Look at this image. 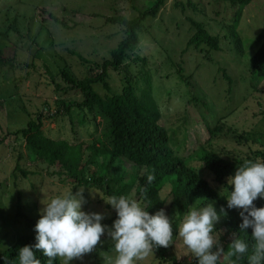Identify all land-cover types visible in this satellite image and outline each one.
<instances>
[{"label":"rangeland","instance_id":"1","mask_svg":"<svg viewBox=\"0 0 264 264\" xmlns=\"http://www.w3.org/2000/svg\"><path fill=\"white\" fill-rule=\"evenodd\" d=\"M150 1L152 3L154 0H17L14 3L20 22L16 30L13 27L0 30V50L5 54H11L14 50L19 53L20 61L24 62L30 74L16 81L14 87H10L11 91L10 88H3L5 81L0 76V252L23 232L24 223L15 214L17 207L11 194L21 191L24 199L29 200L28 195L33 197L38 209L56 192L63 194L70 187L67 179L59 181L62 175L50 173L57 170L54 165L31 159L23 143L15 139V134L8 132L24 126L28 119L26 114L30 113L34 118L39 114L44 136L54 140L64 139L70 144L88 141L89 135H86L84 125L79 120L80 114L64 112L63 106L56 108L54 104L58 98L66 103L81 98L79 89L73 86L76 76L79 77V67L77 69L74 64H78L70 61L72 57L67 49L95 60L108 56L109 49L115 46L112 35L118 32L112 23L107 22L108 17L132 19L139 11L146 9ZM190 1L195 5L192 6L194 9L186 6V0H164L153 18L145 17L131 57L116 70L107 69L110 89L105 91L101 86H95V89L102 95L115 92L119 88L120 72H125L127 77L134 80L131 73H137L136 67L137 70L139 66L146 68L142 71L151 73V95L158 109L163 116L170 117L168 121L175 117L172 120L175 122L170 124L174 129L171 136L175 144L169 142L170 145L177 150V154L187 155L183 160L185 165L209 181L213 175L200 160L203 151L211 149L228 160H245L250 152L264 151V81L255 88L249 86L246 60L233 53L228 39L224 37L226 32L223 25L230 23L236 7H224L221 0ZM34 4L56 9L61 5L87 17L73 29L71 33L75 40L71 39L70 42L67 38H60L62 28L55 26L54 35L60 43L56 44L58 42L47 27L34 19ZM180 4L185 6L184 9ZM200 8H203V12L199 11ZM188 19L201 20L210 32L218 35L220 50L203 51L185 46L184 42L193 32ZM263 24L264 0H250L240 10L235 31L241 40H252ZM3 25L6 22H0V26ZM16 95L25 104L23 109L14 111L18 107V101L14 100ZM88 133H91L90 129ZM188 133L195 139L194 149L184 148V138L186 140ZM16 166L27 170V175L23 176ZM88 193L90 198L82 210L104 214L101 223L113 218L107 224L111 228L117 213L105 202L108 196L99 189H92ZM127 197L135 199L134 190ZM209 202L214 204L213 200L209 199ZM165 213L172 223L178 218L175 211ZM183 215L173 226L174 244L163 247L162 256L158 254L159 247L155 248L152 255L136 261V264H197L192 260L193 256L187 254L178 236ZM37 216L40 218V211ZM111 241L106 230L101 243L78 263L109 264L116 253H108L104 248ZM59 261L63 264L61 259Z\"/></svg>","mask_w":264,"mask_h":264},{"label":"trees","instance_id":"2","mask_svg":"<svg viewBox=\"0 0 264 264\" xmlns=\"http://www.w3.org/2000/svg\"><path fill=\"white\" fill-rule=\"evenodd\" d=\"M16 1L1 0L0 22H6V25L0 26V30L10 27L16 30L20 22L17 18L19 15H16V10H14ZM163 1L154 0L152 3L150 1L146 9L139 11L132 19H125L121 16L108 17L107 22L112 23L118 29V32L112 35L115 46L109 49L108 56L95 60L72 49H67L72 57L70 61L72 63L75 61L78 65L74 64V66H77V69L79 67L80 73L77 70L79 77L76 76L73 86L79 89L81 98L72 103H66L62 98H58L54 104L56 108L63 106L64 112L80 114L79 120L84 125L86 135H89L88 141L70 144L64 139L48 138L42 133L40 115L36 114L34 118L30 113L26 114L28 119L25 120L24 126L8 133L15 134V139L23 143L31 159L46 161L48 165H54L57 170L55 172L52 170L50 173L62 175L60 182L67 179L70 184L69 190L73 193L84 187L83 195L86 202L90 198L88 191L92 189H99L108 197L113 195L127 197L130 191L134 190L135 200H139L143 204L141 206L150 214H155L160 209H164L167 213L175 211L178 214V220L190 208L198 207L202 203H210L209 199L213 200V206L220 216L219 221L214 225L213 235L223 247L222 258L220 257L218 264H248L247 256L251 254L254 244L251 237L252 229L248 228L247 232H241L240 210L228 209L226 196L231 186L227 184V180L229 176L234 175L236 168L245 160H264V151L250 152L245 160H228L211 149L203 151L200 160L213 175L212 179L207 181L184 164L183 160L187 155L177 154V150L170 145L169 142L175 144V139L171 136L174 129L172 130L170 125L175 122L172 121L175 117L171 116V121H168L170 117L163 116L158 109L151 95V73L142 71L146 68L137 65L139 66L138 70L136 67L137 73H131L125 69L132 74L134 80L127 77L125 72L124 74L120 72V75L118 74L119 88L115 92L102 95L95 89V86H101L105 91L110 89L107 82V69L116 70L124 60L131 57L133 48L139 40L140 27L145 17L153 18ZM221 1L224 7H236L232 19H229L230 23L226 22L223 25L226 32L224 37L228 39L233 53L246 60V78L249 86L255 88L264 81V24L252 40H241L235 31V24L241 8L250 0ZM186 6L194 9L195 5L190 0H186ZM180 7L184 9L185 6ZM199 11L203 12V8ZM32 12L34 19L47 27L54 40L58 42L56 44L60 43L54 35L55 26L62 28L60 38H67L70 42L71 39L75 40L74 34L71 33L73 29L82 24L83 18L87 17L76 14V11L67 10L61 5L56 9L34 4ZM188 20L193 32L184 42L185 46L203 51L220 50L218 35L210 32L201 20ZM69 65L72 66L70 63ZM26 70L24 62L20 61L19 53L14 50L11 54H5L0 50V76H2L1 80L5 81L3 88L14 87L16 81L22 77H29L27 75L29 72L27 73ZM55 88L58 89L57 86ZM14 100L18 101L16 102L18 107L14 111L23 109L24 100L17 95ZM89 129L91 133H88ZM216 133H218L217 130ZM184 141V148L194 149L196 147L191 133L187 134ZM16 169L23 176L27 175V170L18 166ZM150 174L155 177L151 183L147 180ZM20 192L17 191L10 196L13 200L15 199L16 216H20L22 224L24 223L23 232L15 242L0 252V264H19V249L24 245L36 243L35 225L36 220L39 219L37 213L41 208L36 209L38 203L33 197L28 195L29 200L24 199ZM58 193L59 191L54 196L62 194ZM254 203L257 207L264 206V199L258 198ZM221 208L224 209L223 213ZM112 219L104 220L102 225L107 226ZM234 238L244 240L249 248L248 253L239 259L227 256L230 243ZM104 249L108 253L115 254L114 242H109ZM162 249L163 247L158 248L160 256L163 254ZM35 255L41 264H48V258L42 252L36 251ZM193 259L197 263L194 256ZM80 260L82 259H73V262L70 261L69 264H79ZM52 264L61 263L57 258Z\"/></svg>","mask_w":264,"mask_h":264},{"label":"clouds","instance_id":"3","mask_svg":"<svg viewBox=\"0 0 264 264\" xmlns=\"http://www.w3.org/2000/svg\"><path fill=\"white\" fill-rule=\"evenodd\" d=\"M154 179L151 174L147 177L149 183ZM227 184L231 186L226 196L228 209L240 210L241 232L252 229L254 244L247 256L248 264H264V206L257 207L254 203L258 198L264 199V160H245L236 168L234 175L228 177ZM83 192L84 187H81L76 193L69 190L42 202L40 218L35 225L36 243L19 249V264H41L36 251L48 258V264L57 258L63 264L82 259L101 243L106 230L114 242L116 253L109 264H136V261L152 255L155 248L174 244L172 222L164 209L150 214L135 199L124 195L110 196L104 200L115 209L117 219L108 228L101 223L104 214L82 210L86 202ZM221 212H224L223 208ZM219 219L211 203L194 206L183 215L178 236L187 254L194 256L197 264H218L223 254V247L213 235L214 225ZM248 251L244 240L234 238L227 256L239 259Z\"/></svg>","mask_w":264,"mask_h":264}]
</instances>
